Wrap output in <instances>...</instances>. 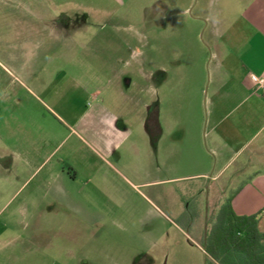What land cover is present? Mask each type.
I'll list each match as a JSON object with an SVG mask.
<instances>
[{"label":"rangeland","instance_id":"374dc122","mask_svg":"<svg viewBox=\"0 0 264 264\" xmlns=\"http://www.w3.org/2000/svg\"><path fill=\"white\" fill-rule=\"evenodd\" d=\"M226 5L230 11L236 10L229 0H69L65 1V49L46 47L51 41L48 27L32 34L35 45L31 48L19 45L27 36L23 30L0 35V143L28 136L41 145L56 140V130L61 132L60 138L68 130L73 132L65 138L63 149L78 167L76 198L98 220L100 232L95 231L96 226L72 223L70 214L54 210L50 217L65 219V226L60 227L65 234L98 233L97 244L102 249L112 246L105 240L107 234L115 236V253L124 262L123 251L131 250V244L164 231L155 251L143 255L141 264H204V254L195 248L204 247L199 230L208 232L218 203L229 197L227 192L214 194L207 213L209 223L203 225L204 210L198 207L204 196L184 191L199 179L160 181L155 162L145 164L142 153L125 154L120 147L107 153L94 140L93 126H86L88 116L74 122L68 112L89 110L103 100L119 108L134 106L133 116L127 118H133L134 135L138 134L136 126L144 107L137 98L153 97L145 89L142 92L141 77L156 74L161 62L172 73L169 53L175 44L176 48L203 45L209 52L204 29L210 21L206 16L219 14ZM8 6L13 9V4ZM191 62L182 72L199 71ZM206 62L208 59L205 72ZM42 176L40 172L29 179L13 196L9 187L5 196L0 194V224L12 217L8 215L13 207L37 184L36 193L30 194L32 204L42 211L50 204L42 192ZM180 208L182 213L174 215ZM200 213L198 226L191 227L190 222ZM13 228L0 225V264H82L74 254L82 250L83 242L69 243L74 253L65 258L57 242L48 246L12 239ZM87 250L93 256L92 264H107L93 246Z\"/></svg>","mask_w":264,"mask_h":264},{"label":"crops","instance_id":"0c3cea01","mask_svg":"<svg viewBox=\"0 0 264 264\" xmlns=\"http://www.w3.org/2000/svg\"><path fill=\"white\" fill-rule=\"evenodd\" d=\"M65 1L69 0H0V35L23 30L27 36L19 45L31 48L35 45L32 34L48 27L51 41L46 47L65 49ZM229 1L235 4L234 12L226 5L219 14L206 16L210 21L204 29L209 52L203 45L176 48L175 44L169 53L172 73L161 62L156 74L141 77L142 92L145 89V94L153 97L137 98L144 107L136 126L140 131L138 140L134 120L127 118L133 116L134 106L119 108L103 100L89 110L68 114L74 122L88 116L86 126H93L94 140L107 153L120 147L125 154L142 153L145 164L155 162L162 175L160 181L199 179L185 186L184 191L204 196V202L198 204L204 210L203 225L209 223L207 213L214 204V194L227 192L234 213L257 215V228L264 232V91L251 79V75L264 77V0ZM8 4H13V9H7ZM188 57L197 73L182 72L188 67ZM56 134V140L41 145L28 136L0 143V194L9 187L15 195L42 172V192L50 201L43 211L32 204L30 194L36 193L37 184L13 207L8 215L12 217L0 225L14 227L11 238L16 241L48 246L57 242L65 258L74 253L69 243L83 242L82 250L74 254L82 264H92L93 256L87 250L91 246L107 264H141L143 255L155 251L164 231L131 244V250L123 251L126 261L122 262L115 253L117 237L107 234L105 240L112 246L102 249L97 244L101 238L98 233L65 234L60 228L65 226V219H51V213L60 210L71 215L70 222L96 226L95 231L100 232L98 220L76 198L78 167L63 149L65 138L73 132L68 130L63 138L60 131ZM173 213L179 216L182 209ZM201 213L190 222L191 227L198 226ZM18 227L27 229L28 234ZM199 232L204 239L206 230ZM195 248L204 254V264H219L203 249Z\"/></svg>","mask_w":264,"mask_h":264},{"label":"trees","instance_id":"16d2710c","mask_svg":"<svg viewBox=\"0 0 264 264\" xmlns=\"http://www.w3.org/2000/svg\"><path fill=\"white\" fill-rule=\"evenodd\" d=\"M257 218L235 214L228 197L205 234L204 251L219 264H264V232Z\"/></svg>","mask_w":264,"mask_h":264},{"label":"built area","instance_id":"2783aa9c","mask_svg":"<svg viewBox=\"0 0 264 264\" xmlns=\"http://www.w3.org/2000/svg\"><path fill=\"white\" fill-rule=\"evenodd\" d=\"M251 79L264 91V77L251 75Z\"/></svg>","mask_w":264,"mask_h":264}]
</instances>
